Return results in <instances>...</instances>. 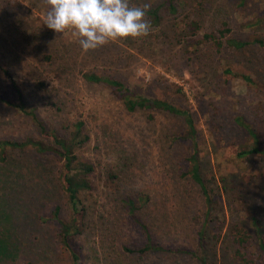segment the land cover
<instances>
[{
    "label": "rangeland",
    "instance_id": "1",
    "mask_svg": "<svg viewBox=\"0 0 264 264\" xmlns=\"http://www.w3.org/2000/svg\"><path fill=\"white\" fill-rule=\"evenodd\" d=\"M146 1L160 13V18H148L153 25L149 36L84 52L70 30L58 34L44 25V0H0V61L47 127L65 134L73 122L83 120L89 134L88 141L74 149L95 167L92 189L80 193L88 208L84 229L76 237L81 264H202L201 259L204 264H232L234 226L249 228L253 243L258 237L250 215L259 214L264 223V156L233 153L234 147L249 143L246 131L234 124L236 115L260 132L264 144V45H224L220 51L209 42L190 47L183 24L197 19L200 32L225 26L226 36L264 40V20L248 25L264 18V0H175L174 14L166 12L164 0ZM226 66L249 74L256 84L239 78L224 82ZM88 70L118 78L137 94L190 109L198 131L199 167L215 199L210 216L216 219L209 220L200 187L188 173L193 151L182 136V122L162 111H154L153 118L147 110L127 111L108 85L82 78ZM0 94L12 101L18 98L1 70ZM27 136L49 141L39 136L28 116L0 104V137ZM39 159L30 150H15L7 162L0 160V177L14 179L11 184L17 190L6 202L11 206L3 208L29 214L22 226L29 229L30 241L22 256L35 264H70L57 223L37 221V215H49L56 204L61 215L68 216L59 180L63 159L49 156L46 166H40ZM18 170L22 175L17 178ZM220 176L233 182L228 193ZM5 184L0 182V196ZM127 196L135 199L140 222L168 251L140 254L122 249L145 241L142 227L122 201ZM141 196L149 199L141 201Z\"/></svg>",
    "mask_w": 264,
    "mask_h": 264
},
{
    "label": "trees",
    "instance_id": "2",
    "mask_svg": "<svg viewBox=\"0 0 264 264\" xmlns=\"http://www.w3.org/2000/svg\"><path fill=\"white\" fill-rule=\"evenodd\" d=\"M146 0H142V4L146 3ZM177 2L175 0H164L166 12L174 14L177 12ZM140 5V4H136ZM160 7V6H159ZM148 18H160L158 8H151L147 13ZM264 18H256L255 21L248 22V25H254L259 23ZM186 28L188 35L187 44L192 47L204 42H209L216 51H220L224 45L231 48L240 49L250 43H256L258 45H264V40L260 37H253L252 39H244L234 36H226V32H229L228 27H222L215 31L200 32V24L197 19H191L183 24ZM191 34V35H190ZM0 70L8 77L12 88L18 94L17 101H12L2 94H0V104L13 107L21 113L28 116L33 122L35 128L38 131L39 136L48 138L46 142L42 138L27 136L22 139L14 138H2L0 137V160L7 162L11 151H25L30 150L35 153L39 159L40 166H46L48 163L46 159L49 156L61 155L63 162L60 168L59 180L61 187L66 194L67 204L70 208L67 217H63L60 213V205L56 204L49 215L39 214L37 215L38 223H48L55 221L57 223L60 243L69 256L70 264H81V245L76 242L78 237L86 223L87 205L84 203L80 193L92 189V182L90 175L94 172L95 167L90 161L80 158L74 151L75 147H80L85 144L89 139V134L84 131L83 120H76L73 122L72 127L60 134L57 130L49 128L39 117L35 106L28 105L22 95L21 89L12 78L10 72L0 61ZM82 78L91 83H105L108 85L112 93L121 100L124 108L129 112L137 110L149 111L148 117L153 118L154 111H162L174 118L179 119L183 126V138L190 141L192 144L191 161L192 166L188 173L191 179L200 187L202 196L206 202V215L211 217L212 210L214 208L213 201L215 200L211 193L212 187H208L204 180L198 161V142H197V128L194 117L188 107L175 104L173 101L161 98V97H148L141 94H137L127 87L120 79L102 75L95 71L82 72ZM222 80L228 82L232 79L239 78L245 83L252 85L256 84V81L247 73L242 71L233 70L231 67L226 66L222 69ZM264 87V86H263ZM177 91L181 93V88H177ZM234 124L246 131L249 143L244 144V148L234 147L233 153L237 157H249L257 154L264 156V144L261 142L260 132L257 131L251 124L240 116L236 115L233 118ZM69 129V128H68ZM68 132V133H67ZM10 152V153H9ZM44 160V161H43ZM7 168V167H5ZM187 174V171L185 172ZM11 176V174H8ZM22 175L21 170L17 171V178ZM233 175H231L232 177ZM7 178V179H6ZM215 179V177H211ZM3 181V195L0 196V264H35L31 259L26 258L24 255V246L28 243L29 229L22 225L26 223V218H29V214L24 209H19L16 212H8L3 207H10L7 205L12 198V193H15L14 179L5 176L0 177V182ZM213 182L215 180H212ZM222 182V188L225 192L231 191L229 181L226 176H220ZM11 182L13 184H11ZM217 183V181H215ZM219 184V183H217ZM235 191L238 192V188L235 186ZM249 193V190H248ZM244 194V193H242ZM241 194V195H242ZM221 196V193L219 192ZM232 196V192L229 194ZM248 195V194H247ZM250 195V193H249ZM252 198V196H250ZM141 201L148 200L147 196H141ZM123 203L128 206V211L133 215L134 219L139 222L142 227L145 241L142 246L134 248L128 245H121L122 249L128 253H148L155 251L166 252L168 249L163 244L157 242L151 233L149 227L140 222L136 215V201L131 196H127L122 199ZM7 205V206H6ZM259 216V214H258ZM255 214L250 215L251 226H253L256 234L257 241H253V234L249 232V228L244 226H234V233L231 234V241L234 246L232 264H264V223L260 221V218ZM214 217V218H212ZM209 220L213 221L216 216H212ZM15 220H17L14 224ZM208 220V221H209ZM31 221H36V215ZM214 233H217L214 231ZM204 229L199 231V235L202 238ZM21 237V239H20ZM252 244V249L250 248ZM189 254H193L191 250H185ZM204 264V259H201Z\"/></svg>",
    "mask_w": 264,
    "mask_h": 264
},
{
    "label": "clouds",
    "instance_id": "3",
    "mask_svg": "<svg viewBox=\"0 0 264 264\" xmlns=\"http://www.w3.org/2000/svg\"><path fill=\"white\" fill-rule=\"evenodd\" d=\"M44 25L58 34L71 31L84 52L111 42L147 37L153 25L147 17L152 5L130 0H44Z\"/></svg>",
    "mask_w": 264,
    "mask_h": 264
}]
</instances>
